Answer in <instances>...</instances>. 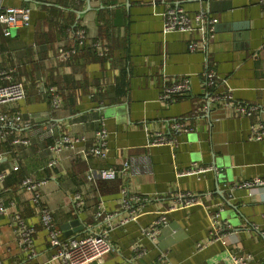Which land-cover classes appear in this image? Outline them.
Instances as JSON below:
<instances>
[{"label":"crops","instance_id":"obj_1","mask_svg":"<svg viewBox=\"0 0 264 264\" xmlns=\"http://www.w3.org/2000/svg\"><path fill=\"white\" fill-rule=\"evenodd\" d=\"M8 6H28L32 15L10 36L0 25V84L13 71L25 87L22 100L0 105V114L22 116L17 126H0V198L7 207L0 214V264H64L51 260L54 249L26 177L43 183V203L65 237L109 231L114 249L89 264H233L234 252L251 254L248 264H264V186H242L264 178V135L252 137V125L264 123L259 0H0V11ZM172 6L188 13L205 8L218 18L206 50L188 48L192 40L201 43L197 33H164L162 13ZM78 23L83 43L69 28ZM62 47L77 53L63 61ZM209 69L225 80L218 90L258 111L245 116L224 101L210 102ZM183 76L190 93L164 104V87ZM175 121L188 126L176 149L149 145L153 132H169ZM101 125L108 130L102 158L87 154ZM64 134L77 139L75 146L56 149ZM52 159L57 164L49 167ZM126 160L127 174L87 178L90 168H120ZM192 167L204 170L187 172ZM123 188L146 198L125 224L131 213ZM182 193L196 202L187 204ZM101 207L113 216L98 217ZM161 215L169 224L153 241L145 230ZM215 218L231 225L219 242L210 241ZM74 219L84 228L66 236L62 226ZM21 221L36 230L29 248L20 240Z\"/></svg>","mask_w":264,"mask_h":264},{"label":"built area","instance_id":"obj_2","mask_svg":"<svg viewBox=\"0 0 264 264\" xmlns=\"http://www.w3.org/2000/svg\"><path fill=\"white\" fill-rule=\"evenodd\" d=\"M79 1V0H76ZM101 1V0H99ZM262 11L264 14V0H259ZM32 10L28 6H8L0 11V24L3 28V33L6 36L12 34L11 29L30 21ZM164 17V33L173 31H180L186 33H197L200 36L201 43L192 40L188 48L191 51L195 50H206L210 40L213 38L218 18L211 15L209 10L201 8L194 13H188L181 6H172L167 8L163 13ZM76 40L78 43H83L85 39V30L80 27L75 33ZM99 46V45H97ZM100 47V46H99ZM77 53L76 47L71 48H59V57L63 61H67L72 55ZM101 54L104 51L100 52ZM5 72L0 71V75ZM9 77V76H8ZM205 84L211 89H215L209 96L210 102L224 101L229 107H233L236 111L245 116H252L258 111V106L250 103H241L233 100V96L229 91H220L217 89L218 86L222 85V81L217 72L213 69H209L204 73ZM191 90V81L187 76H183L179 81L167 84L162 92L161 101L164 104L174 102L180 96L187 95ZM25 97V87L22 82L13 81L8 84H0V105L13 103L22 100ZM51 102L53 107H57L60 103L59 96L56 92L52 93ZM22 123V116L19 113L14 114H0V126L14 127ZM188 130L186 122L175 121L172 123L169 132L166 131H155L151 134L150 146L168 144L173 150L179 145V136ZM97 143L94 145L87 154H91L94 157H106L108 155V130L104 126H100L97 131ZM252 137L261 138L264 135V123L259 125H252ZM17 142H19L17 140ZM77 139L64 134L61 135L56 144V149H60L63 146H69L73 148ZM57 164L56 159H52L48 166L52 167ZM17 169V166H15ZM131 168L130 161L126 160L123 162L120 168H103L94 169L90 168L87 172V178L89 181H96L97 179H109L115 178L119 175L127 174ZM204 167H192L187 172H200L203 171ZM5 173H0V182L4 179ZM42 182H34L29 177L23 180V185L34 193L33 200L37 203L41 222L44 228L48 231L49 243L54 249L51 260L62 261L64 264H89L93 260H100L107 253L114 249V245L110 239L109 231L103 230L100 232H91L86 235L65 237L62 230L57 225L54 218L52 209L44 205L43 195L39 192V188ZM245 187H256L264 186V178L255 177L252 180H248L242 183ZM124 207L130 210L131 215L125 219L122 224H125L131 220H135L137 212L141 209V203L146 198L139 196L130 195L127 188L122 189ZM178 197H182L184 201L189 203L196 202V198L191 193L178 194ZM76 204H81L80 195L74 196ZM7 207L4 205L0 198V214L5 213ZM114 213H106L104 208L101 207L97 211V216H104L105 218H111ZM219 218V215H217ZM216 224H214L211 242H219L223 240L226 229L231 227L230 224L224 222L221 223L215 218ZM169 224V220L166 215H161L156 219L153 225L145 230V233L153 241H156L162 227ZM36 230L34 227L27 225L25 222H20V240L25 248H29ZM200 248L204 246L203 243L198 244ZM138 252L141 250L136 247ZM252 255L249 253H238L234 252L231 254V261L233 264H248ZM40 264V263H36Z\"/></svg>","mask_w":264,"mask_h":264},{"label":"water","instance_id":"obj_3","mask_svg":"<svg viewBox=\"0 0 264 264\" xmlns=\"http://www.w3.org/2000/svg\"><path fill=\"white\" fill-rule=\"evenodd\" d=\"M72 228V229H71ZM84 226L80 223L79 219H74L72 221L67 222L62 226L64 234L66 236H72L74 234L80 233L83 230Z\"/></svg>","mask_w":264,"mask_h":264},{"label":"trees","instance_id":"obj_4","mask_svg":"<svg viewBox=\"0 0 264 264\" xmlns=\"http://www.w3.org/2000/svg\"><path fill=\"white\" fill-rule=\"evenodd\" d=\"M32 15V14H31ZM30 20H31V18H30ZM30 22V21H29ZM28 22V23H29ZM1 25V24H0ZM2 26V25H1ZM70 29H72V30H74L75 32L74 33H76V31L80 28V25H79V23L78 24H75V25H73V28L72 27H69ZM77 48V47H76ZM11 74H12V77H11V75L9 76L11 79L9 80V81H7V82H4V83H2L3 85L4 84H8V83H10V82H13V81H17V82H21L17 77H16V73L15 72H11Z\"/></svg>","mask_w":264,"mask_h":264}]
</instances>
